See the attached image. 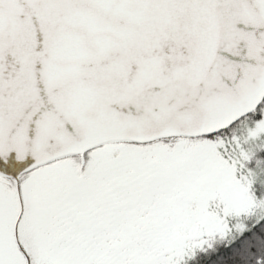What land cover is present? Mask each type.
<instances>
[{"label": "snow or ice", "instance_id": "snow-or-ice-1", "mask_svg": "<svg viewBox=\"0 0 264 264\" xmlns=\"http://www.w3.org/2000/svg\"><path fill=\"white\" fill-rule=\"evenodd\" d=\"M260 151L264 0H0V264H187Z\"/></svg>", "mask_w": 264, "mask_h": 264}, {"label": "trees", "instance_id": "trees-1", "mask_svg": "<svg viewBox=\"0 0 264 264\" xmlns=\"http://www.w3.org/2000/svg\"><path fill=\"white\" fill-rule=\"evenodd\" d=\"M261 157H264L262 152ZM264 167V162H262ZM264 219L243 233L236 241L223 243L206 252L198 253L190 264H256L258 258H264Z\"/></svg>", "mask_w": 264, "mask_h": 264}, {"label": "rangeland", "instance_id": "rangeland-1", "mask_svg": "<svg viewBox=\"0 0 264 264\" xmlns=\"http://www.w3.org/2000/svg\"><path fill=\"white\" fill-rule=\"evenodd\" d=\"M233 133H235V134H237V135H243V126H242L241 128H238V129H233L232 132L229 133V134L231 135V134H233ZM262 152H264V151H260V156H261ZM262 165H263V164L260 163L258 166H262ZM258 166H257V167H258ZM256 176H257L258 179H260V180H264V167H260V169H256ZM256 194H257L258 197H262V198H264V190H261L259 187H258V189H257V193H256ZM247 224H248V229H249V228L251 227V225L256 224V222H254V221H247ZM248 229H247V230H248ZM240 236H242V235H240L239 233H237V234L234 236V238H232V239H228V240H220V241L216 242V243L213 245V247L210 248V249H213L215 246H217V245H219V244H223V243H228V244H230V243L236 241ZM210 249H208V250H210ZM199 253H201V252H199ZM191 260H192V259L188 260V261H187V264H190V261H191Z\"/></svg>", "mask_w": 264, "mask_h": 264}]
</instances>
